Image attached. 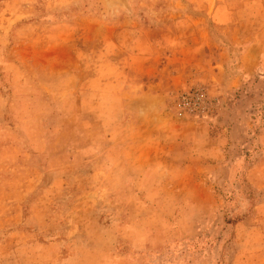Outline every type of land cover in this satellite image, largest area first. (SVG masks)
<instances>
[{"label": "rangeland", "instance_id": "1", "mask_svg": "<svg viewBox=\"0 0 264 264\" xmlns=\"http://www.w3.org/2000/svg\"><path fill=\"white\" fill-rule=\"evenodd\" d=\"M170 3L0 0V264H264V0L177 2L185 13L219 7L224 27L213 45L204 35L202 56L223 50L237 64L255 49L240 84L212 93L226 77L200 65L189 85L216 101L185 115L214 123L216 166L175 172L165 156L151 173L120 167L133 133L119 122V68L133 64L125 28L139 22L153 40L135 61L156 78L169 31L142 24L162 26Z\"/></svg>", "mask_w": 264, "mask_h": 264}, {"label": "crops", "instance_id": "2", "mask_svg": "<svg viewBox=\"0 0 264 264\" xmlns=\"http://www.w3.org/2000/svg\"><path fill=\"white\" fill-rule=\"evenodd\" d=\"M178 1L182 3V0H169L171 3L165 9L169 17L163 21L162 26L157 23L142 24L144 29L156 27L169 31L161 44H172L171 47H166L170 50L171 57L169 60H162L160 75L156 78H152L153 72L149 65L140 74L135 61L140 57V52L148 53L146 46L153 40L141 37L139 22L132 21L131 28H125L132 33L129 46L133 64L126 72L123 65L119 68V76L128 78L125 79L128 86L119 89V122H129L133 133L128 138L129 144L119 147V160L120 167L132 166V172H138V167H143L149 173L153 172L152 168L162 170L167 164L160 159L164 160L165 156L175 159L170 162L175 167V172H187L186 168L189 167L196 168L195 171L215 167L220 158L221 140L220 133L213 130L214 123L191 119L174 109V112L170 108L166 110V98L177 89L189 87L197 77L196 70L200 65L205 67L213 79L226 77L222 86L211 84L212 93H222L231 85L240 84L242 77L250 73L255 57V49L251 44L242 49L237 57V64H231L230 56L223 50L218 52V57L202 56L201 47L209 42L204 39V35H210L213 45L214 31L224 27L223 21L215 20L219 7L185 8V13L177 5ZM129 74L132 77L130 80ZM141 76H145V81ZM152 159L158 160L154 162ZM146 167L151 169L147 171Z\"/></svg>", "mask_w": 264, "mask_h": 264}, {"label": "built area", "instance_id": "3", "mask_svg": "<svg viewBox=\"0 0 264 264\" xmlns=\"http://www.w3.org/2000/svg\"><path fill=\"white\" fill-rule=\"evenodd\" d=\"M215 104L216 101L200 84H193L185 90L178 91L171 100L172 109L194 118L207 115Z\"/></svg>", "mask_w": 264, "mask_h": 264}]
</instances>
